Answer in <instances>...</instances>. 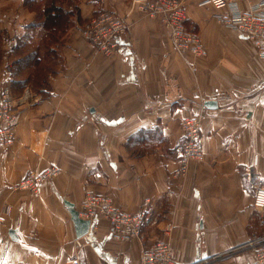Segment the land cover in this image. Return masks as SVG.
Returning a JSON list of instances; mask_svg holds the SVG:
<instances>
[{
	"label": "crops",
	"instance_id": "1",
	"mask_svg": "<svg viewBox=\"0 0 264 264\" xmlns=\"http://www.w3.org/2000/svg\"><path fill=\"white\" fill-rule=\"evenodd\" d=\"M261 1L238 3L247 11ZM144 5L81 0L87 22L103 12L127 21L118 50L97 49L75 23L51 93L17 100L14 139L0 143V264H140L144 249L162 238L173 264H253L255 250L244 245L264 237V214L254 209L264 187V58L254 41L219 20L225 10L193 0L185 1L186 26L207 54L182 56ZM34 18L24 0H0V28L11 37L0 94L11 89V48ZM186 116L202 119L203 158L176 178ZM52 166L60 174L38 192L18 188ZM90 194L125 212L148 209L157 222L142 238L119 240L100 216L79 237L66 202L83 218Z\"/></svg>",
	"mask_w": 264,
	"mask_h": 264
},
{
	"label": "built area",
	"instance_id": "2",
	"mask_svg": "<svg viewBox=\"0 0 264 264\" xmlns=\"http://www.w3.org/2000/svg\"><path fill=\"white\" fill-rule=\"evenodd\" d=\"M148 15L157 19L166 30L170 41L177 53L182 56L205 57L206 48L200 35L186 26V0H142ZM199 6H212L226 13L219 14V20L228 27L237 30L258 45L261 58H264V0L250 10L244 11L239 0H193ZM129 24L119 15L103 12L92 18L82 28L85 38L97 49L106 53L118 50L119 39L128 31ZM8 104L11 98L10 91L6 90L3 96ZM8 116L6 104L0 107V122ZM201 117L186 116L182 119L183 138L180 142L181 160L179 167L174 171V177L185 176L191 163L203 158L201 141ZM43 143L36 141L34 148L43 150ZM56 166L47 168L43 172L29 174L20 184L24 191L38 192L40 186L60 174ZM254 209L264 214V187L257 190ZM104 216L111 223V234L119 240L142 238L143 229L153 226L157 220L152 211L144 209L137 213L125 212L117 209L112 201L102 195L90 194L84 203L82 217L92 224ZM245 247L255 250L253 264H264V237L254 236ZM173 256L169 240L159 239L146 247L142 253L140 264H173ZM65 264H81L77 258L67 260Z\"/></svg>",
	"mask_w": 264,
	"mask_h": 264
},
{
	"label": "trees",
	"instance_id": "3",
	"mask_svg": "<svg viewBox=\"0 0 264 264\" xmlns=\"http://www.w3.org/2000/svg\"><path fill=\"white\" fill-rule=\"evenodd\" d=\"M81 0H24L25 6L35 12L34 20L26 26L22 37H17L11 48L14 60L10 66L11 96L19 98L25 89L47 97L51 93L50 78L59 72L64 62L61 53L63 39L75 23L84 27ZM9 32L0 28V67L7 55ZM137 139L139 145L146 141ZM149 138L147 137V140ZM146 144V143H145Z\"/></svg>",
	"mask_w": 264,
	"mask_h": 264
},
{
	"label": "rangeland",
	"instance_id": "4",
	"mask_svg": "<svg viewBox=\"0 0 264 264\" xmlns=\"http://www.w3.org/2000/svg\"><path fill=\"white\" fill-rule=\"evenodd\" d=\"M8 41H10V39ZM10 55H11V59L8 60V64H7V68L9 67V69H10V66H11L13 60H14L13 54L11 53ZM5 90H7V89H5ZM5 90H3L0 94V107L2 106V104L5 103L7 106V111H8V116L0 122V143H4V144L9 143L11 139H12V141L14 139V126L16 124L15 116H14V109L18 106V105H16L17 100L21 99V101L24 102V101L31 99L35 94V92H33V90L30 87H27L21 97L13 98L11 96V98L9 99V102L7 104L5 102L4 97H3L5 95ZM33 145H34V142H33ZM30 174H32V173H30ZM18 188H19V185H18Z\"/></svg>",
	"mask_w": 264,
	"mask_h": 264
},
{
	"label": "water",
	"instance_id": "5",
	"mask_svg": "<svg viewBox=\"0 0 264 264\" xmlns=\"http://www.w3.org/2000/svg\"><path fill=\"white\" fill-rule=\"evenodd\" d=\"M207 107L210 108H215L217 106L216 102H206L205 104ZM67 205L72 209L71 213H72V217H73V221L76 224L77 227V232H78V236L82 237V236H86L87 234H89L91 232V222L89 220L83 219L80 217L79 213L74 210V206L72 203L70 202H66Z\"/></svg>",
	"mask_w": 264,
	"mask_h": 264
}]
</instances>
